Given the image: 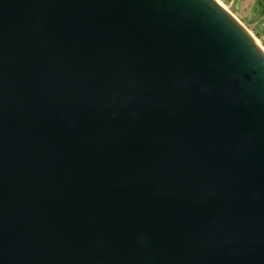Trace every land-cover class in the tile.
<instances>
[{
	"label": "water",
	"instance_id": "obj_1",
	"mask_svg": "<svg viewBox=\"0 0 264 264\" xmlns=\"http://www.w3.org/2000/svg\"><path fill=\"white\" fill-rule=\"evenodd\" d=\"M239 22L0 0V264H264V55Z\"/></svg>",
	"mask_w": 264,
	"mask_h": 264
},
{
	"label": "rangeland",
	"instance_id": "obj_2",
	"mask_svg": "<svg viewBox=\"0 0 264 264\" xmlns=\"http://www.w3.org/2000/svg\"><path fill=\"white\" fill-rule=\"evenodd\" d=\"M229 13H234L244 24L246 31L256 40L260 49L264 48V0H221ZM231 13V14H232ZM233 16V14H232ZM235 18V16H233ZM237 19V18H236ZM239 22V20L237 19ZM240 23V22H239ZM241 24V23H240ZM242 25V24H241ZM243 26V27H244Z\"/></svg>",
	"mask_w": 264,
	"mask_h": 264
},
{
	"label": "bare ground",
	"instance_id": "obj_3",
	"mask_svg": "<svg viewBox=\"0 0 264 264\" xmlns=\"http://www.w3.org/2000/svg\"><path fill=\"white\" fill-rule=\"evenodd\" d=\"M217 3L219 2L218 0H215ZM219 4V3H218ZM220 5V4H219ZM221 5H223V4H221ZM220 5V6H221ZM223 7V6H222ZM224 8V7H223ZM225 9V8H224ZM226 10V9H225ZM227 11V10H226ZM228 12V11H227ZM229 13V12H228ZM230 14V13H229ZM234 16V15H233ZM232 16V17H233ZM236 19V18H235ZM236 21H237V19H236ZM245 31H246V29H245ZM247 32V34L252 38V36H251V33L250 32H248V31H246ZM252 40L256 43V45L258 46V44H257V42H256V40H254L253 38H252ZM259 47V46H258ZM259 49H260V47H259ZM261 51H262V53H263V55H264V48L263 49H260Z\"/></svg>",
	"mask_w": 264,
	"mask_h": 264
},
{
	"label": "crops",
	"instance_id": "obj_4",
	"mask_svg": "<svg viewBox=\"0 0 264 264\" xmlns=\"http://www.w3.org/2000/svg\"><path fill=\"white\" fill-rule=\"evenodd\" d=\"M232 13V12H231ZM234 16H235V18H237L240 22H241V24L243 25L244 23L234 14V13H232ZM244 26V25H243ZM245 27V26H244Z\"/></svg>",
	"mask_w": 264,
	"mask_h": 264
},
{
	"label": "built area",
	"instance_id": "obj_5",
	"mask_svg": "<svg viewBox=\"0 0 264 264\" xmlns=\"http://www.w3.org/2000/svg\"><path fill=\"white\" fill-rule=\"evenodd\" d=\"M218 1H220L224 6H226L227 8H228V6L227 5H225L221 0H218Z\"/></svg>",
	"mask_w": 264,
	"mask_h": 264
}]
</instances>
